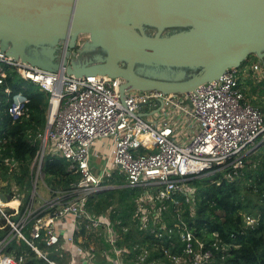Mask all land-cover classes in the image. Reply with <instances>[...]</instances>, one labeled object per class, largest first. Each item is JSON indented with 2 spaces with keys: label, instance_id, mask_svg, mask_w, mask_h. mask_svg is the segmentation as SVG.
<instances>
[{
  "label": "built area",
  "instance_id": "obj_1",
  "mask_svg": "<svg viewBox=\"0 0 264 264\" xmlns=\"http://www.w3.org/2000/svg\"><path fill=\"white\" fill-rule=\"evenodd\" d=\"M260 66L256 62L249 70L243 65L228 68L219 78L207 81L190 92L131 89L122 98L124 80L119 76H78L68 73L64 67L51 71L16 59L0 47V83L6 78L7 69L13 67L22 77L38 83L49 94L47 122L37 133L39 148L33 168L42 172L44 158L51 151L65 158L69 169L80 175L66 201L62 202L60 195L47 203L50 208H55L51 219L64 218L62 229L73 222L67 235L62 234L63 230L57 227V223L45 226L42 217H30L34 211L31 203L22 213L18 206H13V211L8 213L7 201L3 200L6 194L1 187L0 212L18 236L50 264L57 263L49 258L47 252L40 250L35 240H45L47 245H59L70 251L69 264H95L94 246L83 247L75 242L74 237L75 230L87 217L94 226L103 224L107 227L112 244L107 257L113 264H123L110 214L97 216L86 210L88 197L109 188L106 182L112 175L107 168L100 176L94 173L90 164L92 147L98 140L111 138L112 163L119 167V174L125 177L127 185L145 188L136 199V214L141 226L162 240L177 233L184 245L182 252L166 249L174 264H207L213 251L205 247L184 219V209L175 194L176 191H184L186 201L194 210L196 190L188 184L189 179L211 174L229 165L235 168L243 165L246 151L255 146L258 136L264 131V113L246 97L244 85L246 73L252 76L251 72L254 69L258 71ZM6 90L11 93L9 88ZM30 100L22 91L11 95L9 111L14 119L29 115ZM6 164L10 171L17 167L13 159H6ZM16 195L20 196V193ZM166 199L176 205L173 225L166 223L160 206ZM18 214L19 218L15 220ZM33 219L31 239H28L22 228ZM244 220L247 226L258 222L252 214H246ZM10 240L8 237L0 240V264H22L23 254L16 256L6 252ZM64 243L68 246L64 247ZM212 246L219 247L217 241ZM135 248L142 249L136 256V262H144L148 256L147 249L140 245Z\"/></svg>",
  "mask_w": 264,
  "mask_h": 264
},
{
  "label": "trees",
  "instance_id": "obj_2",
  "mask_svg": "<svg viewBox=\"0 0 264 264\" xmlns=\"http://www.w3.org/2000/svg\"><path fill=\"white\" fill-rule=\"evenodd\" d=\"M257 79L258 76L247 79L250 89L247 90L246 84L245 94L264 113V80L259 82ZM8 88L11 93L6 90ZM18 91L24 92L31 99L28 104L29 115L14 119L9 107L11 95ZM48 105L49 94L38 83L25 79L13 67L7 69V76L0 83V181H10L13 177L20 189L27 192L26 203L31 194L30 165L39 148L37 133L46 125ZM263 140L262 136H258L257 145ZM257 145L246 151L241 167L229 165L208 176L193 177L187 181L196 187L194 210L186 201L185 192L176 191L175 197L184 209V219L205 247L213 251L207 264H264V143L256 149ZM6 159L16 161L17 167L13 171L9 170ZM42 171L47 185L54 195H61L62 202L69 198L68 192L80 178L79 173L69 169V162L58 154L45 156ZM230 173L232 178L228 176ZM123 177L106 182L118 186L91 194L86 210L97 216L110 214L123 264H174L167 256L166 249L169 252H182L184 245L179 236L175 233L162 240L141 226L136 214V199L144 193L145 188L129 186ZM160 206L166 223L173 225L176 221L175 203L166 199ZM24 209L25 205L21 207V213ZM6 210L12 212L8 207ZM53 210L50 208L51 212ZM246 214L255 215L258 222L254 226H247L244 220ZM18 218L19 215L14 217L15 220ZM34 222L33 219L22 228L28 239H31ZM103 231L102 226H94L86 217L74 232L75 242L83 247H95V264H113L107 257L112 244L106 241ZM5 237L11 239L6 252L16 256L23 254L22 264H50L25 239L18 236L0 212V240ZM215 241L218 248L212 246ZM35 243L57 264H69L70 251L59 245H47L45 240H35ZM136 245L144 246L148 251L144 262H136L137 254L142 251L135 248Z\"/></svg>",
  "mask_w": 264,
  "mask_h": 264
},
{
  "label": "water",
  "instance_id": "obj_3",
  "mask_svg": "<svg viewBox=\"0 0 264 264\" xmlns=\"http://www.w3.org/2000/svg\"><path fill=\"white\" fill-rule=\"evenodd\" d=\"M168 27L184 29L163 34ZM80 34L106 55L71 67L67 50ZM54 44L65 51L61 63L53 60ZM0 47L51 71L119 76L122 98L131 89L190 92L253 55L264 60V0H0ZM140 63L172 74H145Z\"/></svg>",
  "mask_w": 264,
  "mask_h": 264
},
{
  "label": "rangeland",
  "instance_id": "obj_4",
  "mask_svg": "<svg viewBox=\"0 0 264 264\" xmlns=\"http://www.w3.org/2000/svg\"><path fill=\"white\" fill-rule=\"evenodd\" d=\"M174 29L173 30H166L167 32H164V34H170L171 33H174V32H177V31H181L183 30L182 27H173ZM172 29V28H170ZM144 31L147 33V34H154L155 33V28H146L144 27ZM151 31V32H150ZM85 39H82L81 42L83 43ZM80 41V40H79ZM87 40H85L84 43H86ZM81 42L78 43V39L76 40V43L73 44L72 47H70L71 49L68 50V54H67V62H68V58H69V55L71 56L70 57V62L68 63V65H71V67H74V66H77V65H81L85 62H96L98 61V58H101L100 55H102L101 53H97V50L98 48H100V52H103L104 53V50L100 47V46H92L91 44H82ZM78 47V48H77ZM42 49H47L48 48H42ZM50 49L52 51H54V57H53V60L54 62L56 63H59L60 62V58H61V51L60 49H62L61 46H57L54 44L52 47H50ZM93 51V52H92ZM44 53H46L45 51L43 50H40L38 52V54L43 57V58H48L47 55H45ZM53 53V52H52ZM105 54V53H104ZM255 61V62H254ZM257 57L253 55V57L251 56V58H249L248 60H246L244 63H243V66H245L246 64L248 65H253L254 63L256 64L257 62ZM137 69L145 74H158V75H165V74H162L163 72L167 71V67L165 66H162V65H156V64H137ZM262 66H260V69L257 71L256 69H252L253 71L251 72V75L255 78L254 75H257L258 76V79L257 81L259 80V82L263 81L264 80V77L262 78L260 75H258L259 73H263L264 74V68H263V71L261 70ZM248 73V72H247ZM170 74H172V72L169 71L168 69V74L165 75V76H171ZM264 76V75H263ZM250 78V76H249ZM248 84V82L246 83ZM247 90L250 89V84H248L247 86ZM262 99H264V93H262ZM262 107V106H261ZM264 107V105H263ZM262 136L263 139H264V131L259 135V137ZM264 141V140H263ZM261 143V142H260ZM256 145H257V142H256ZM50 145H48L49 147ZM102 162L103 160H101L99 157H97L94 153L92 154V164H95L96 166H98L99 168L102 166ZM34 178L32 177L31 178V188H30V191H31V198H32V201L33 202V209L34 211L32 212V215L30 217L32 218H37V217H42L43 221H44V225L47 226L49 224H54L56 225V223L60 226V224H63L64 222V218L62 219H58V218H54V219H51V216H52V213L50 211V206H47V203L50 201V200H54V199H58L59 198V195H54L51 188L47 185L46 181H45V175H44V172H38L37 168L34 169ZM210 174H206V175H203V176H208ZM10 181H14L15 182V179L13 177H11L9 179ZM6 181V180H5ZM192 187L196 190V187L192 185ZM35 189V190H34ZM34 190V192H33ZM23 195V193H20ZM21 196V195H20ZM15 201H17L16 199H14ZM13 201L11 204L14 206L16 204V202ZM8 207V206H7ZM52 209H55V208H52ZM39 211H41L40 213H38ZM45 212V213H44ZM45 215H44V214ZM34 215V217H33ZM97 226H102L104 231H103V234H104V237L106 239V241L110 242V236L108 235V230H107V227L103 224H99ZM94 250H95V247H94ZM121 256V254H120Z\"/></svg>",
  "mask_w": 264,
  "mask_h": 264
},
{
  "label": "crops",
  "instance_id": "obj_5",
  "mask_svg": "<svg viewBox=\"0 0 264 264\" xmlns=\"http://www.w3.org/2000/svg\"><path fill=\"white\" fill-rule=\"evenodd\" d=\"M77 39H89V37H88L87 34H80ZM84 44H86V43H84ZM254 56H256V55H254ZM257 60H258L257 62L261 64V66H262V69L261 70L263 71V68H264V60H260L258 58H257ZM250 67H251V64L250 65H248V64L245 65V68H247L248 70L250 69ZM263 75L264 74L261 73L260 76H263ZM249 76H250V74L249 73H246V79H244V85H246V81L249 78ZM37 140H38V138H37ZM112 141L113 140L111 138H106V139H103V140H98L94 144V146L92 147L91 155H90V164L92 166V169H93L94 173H96L97 175L100 176L104 172V169L107 168V169H110L111 170V174L112 175L110 176L109 181L114 180V179H117L119 176L120 177H123L122 175L119 174V167L114 166V164L112 163ZM38 143H39V141H38ZM93 153L97 157H99L101 160H103L102 166L100 168L98 166H96L95 164H92V154ZM48 154H53V153H51V151H48L46 155H48ZM33 161H32V163L30 165L31 178L32 177L34 178V175H35L34 169H36V167L33 168L34 167ZM106 180H108V179H106ZM116 186H118V185H116V184H109V187H111V188L116 187ZM0 187H1V191L4 194H6L5 195L6 196V199H9L8 195H10V199H16L17 200L18 203L15 206L16 207L18 206L20 211H21V207L23 205H25V207H26L27 204H29V203L33 204V202H34V201H32V198H31L32 195L31 194H30L29 201L27 203L25 202V197H26V193L27 192H25V190L22 191L20 189L19 185L16 183V181L14 182V181H8V180H6V181L5 180H1L0 181ZM34 190H33V192H34ZM18 193H23V195L20 194L21 196H17L16 194H18ZM13 201H15V200H13ZM8 208L12 209V211H13V206L12 205H8ZM72 224H73V222L70 223L71 227H72ZM70 225L68 227H65L64 229H62V227H63L62 224H60L61 227H59V225H57V227L60 228V230L61 229L63 230L62 231V234L63 235H67L69 233ZM63 246L64 247H67L68 245H67V243H64Z\"/></svg>",
  "mask_w": 264,
  "mask_h": 264
},
{
  "label": "flooded vegetation",
  "instance_id": "obj_6",
  "mask_svg": "<svg viewBox=\"0 0 264 264\" xmlns=\"http://www.w3.org/2000/svg\"><path fill=\"white\" fill-rule=\"evenodd\" d=\"M144 27H146V28L149 29V28H153L154 26H151V25H144ZM154 28H155V33H156L157 28H156V27H154ZM170 28H172V29H170ZM170 28H169V27H168V28H165L164 31H163V34H164V32H167L166 30H173V29H174L173 27H170ZM183 29H184V28H183ZM150 32H151V31H150ZM171 32H172V31H171ZM171 32H170V33H171ZM79 40H80V41H79ZM81 40H82V39H78V43L81 42ZM85 40H87V39H85ZM85 40L83 41V43L85 42ZM81 43H82V42H81ZM83 43H82V44H83ZM77 48H78V47H77ZM69 49H71V48L68 47V50H69ZM68 50H67V52H68ZM60 51H61V54H60V55H61L60 63H61L62 60H63V57H62V56H63V54H64L65 51H63V48L60 49ZM92 52H93V51H92ZM97 53H101L102 56H105V55H106V53L104 54L103 52H100V48H98ZM67 54H68V53H67ZM67 54H66V58L68 57ZM70 57H71V56L69 55V58H68V62H67V64L70 62ZM252 57H253V56H252ZM250 58H251V57H250ZM65 67H66V66H65Z\"/></svg>",
  "mask_w": 264,
  "mask_h": 264
},
{
  "label": "bare ground",
  "instance_id": "obj_7",
  "mask_svg": "<svg viewBox=\"0 0 264 264\" xmlns=\"http://www.w3.org/2000/svg\"><path fill=\"white\" fill-rule=\"evenodd\" d=\"M13 200H14V199H10V198H9V199H7V200H5V201H7V202H6L7 205H12L11 203L13 202ZM15 202H16L15 205H17L18 202H17V201H15ZM15 205H14V206H15ZM12 206H13V205H12Z\"/></svg>",
  "mask_w": 264,
  "mask_h": 264
}]
</instances>
